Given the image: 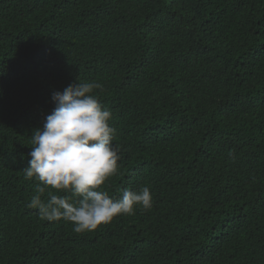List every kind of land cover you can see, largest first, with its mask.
<instances>
[{"label": "trees", "instance_id": "obj_1", "mask_svg": "<svg viewBox=\"0 0 264 264\" xmlns=\"http://www.w3.org/2000/svg\"><path fill=\"white\" fill-rule=\"evenodd\" d=\"M78 79L117 129L102 187L153 194L82 233L23 173ZM0 264H264V0H0Z\"/></svg>", "mask_w": 264, "mask_h": 264}, {"label": "clouds", "instance_id": "obj_2", "mask_svg": "<svg viewBox=\"0 0 264 264\" xmlns=\"http://www.w3.org/2000/svg\"><path fill=\"white\" fill-rule=\"evenodd\" d=\"M97 89L103 90V85L78 79L53 92L55 107L30 136V159L23 168L26 180L38 181L27 206L49 222H71L77 233L153 206L146 185L139 190L123 188L119 199L102 187L117 175L121 156L111 110L95 94Z\"/></svg>", "mask_w": 264, "mask_h": 264}]
</instances>
